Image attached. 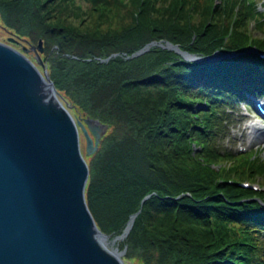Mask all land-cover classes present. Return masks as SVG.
<instances>
[{"label": "trees", "instance_id": "1", "mask_svg": "<svg viewBox=\"0 0 264 264\" xmlns=\"http://www.w3.org/2000/svg\"><path fill=\"white\" fill-rule=\"evenodd\" d=\"M0 27L18 49L43 39L40 68L75 117L109 126L84 150L86 198L111 239L141 210L116 243L127 264H261L264 193L237 183H264V149L220 146L226 105L264 92V59L244 52L264 51L256 0H0ZM153 41L238 55L194 62L156 45L133 57Z\"/></svg>", "mask_w": 264, "mask_h": 264}, {"label": "water", "instance_id": "2", "mask_svg": "<svg viewBox=\"0 0 264 264\" xmlns=\"http://www.w3.org/2000/svg\"><path fill=\"white\" fill-rule=\"evenodd\" d=\"M8 40L18 42L12 36ZM161 46L190 61L218 54L204 58L170 42ZM43 52L42 39L22 50L0 41V264H127L126 250L113 245L130 233L140 212L110 240L86 198L90 168L80 130L91 156L109 126L93 117H74L49 72L40 68Z\"/></svg>", "mask_w": 264, "mask_h": 264}, {"label": "rangeland", "instance_id": "3", "mask_svg": "<svg viewBox=\"0 0 264 264\" xmlns=\"http://www.w3.org/2000/svg\"><path fill=\"white\" fill-rule=\"evenodd\" d=\"M263 34L258 33V36H264ZM8 37H9V34L6 31H4V29L2 27H0V41H2V42L4 41L7 43V42H9ZM9 43H11V42H9ZM161 43L166 44L163 42H161ZM238 105H240V103ZM242 105L244 106V103ZM242 105H241V113H245L246 116L244 117V122L242 121L238 125V127L235 129V133H234L235 138L233 139V141H231L232 135H230L229 136L230 138L228 140H226L225 144L223 141L220 144L221 148H228L229 150H231L235 153L239 150V144L240 143H242L245 147H247V149L256 148L260 144L264 143V135L260 138H257L256 141H254V143H251L250 134H248V129H247V121L252 120V119H254L255 121H259V119H258L257 113L255 111L252 110L250 112L245 107H243ZM234 117L235 116H233V118ZM233 142H235V143H233ZM238 142H239V144H238ZM82 144H83V150H85V141H84V143L82 142ZM237 144H238V146H237ZM260 183L264 185L263 181H261ZM113 246L115 247V244ZM263 253H264V251H263ZM262 263H264V259H263ZM133 264H141V263L134 262Z\"/></svg>", "mask_w": 264, "mask_h": 264}]
</instances>
